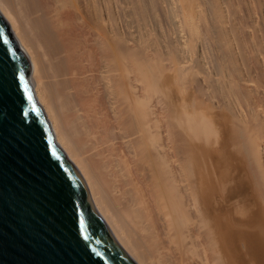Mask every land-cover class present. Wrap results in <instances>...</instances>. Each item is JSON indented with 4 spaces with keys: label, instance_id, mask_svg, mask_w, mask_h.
<instances>
[{
    "label": "bare ground",
    "instance_id": "obj_1",
    "mask_svg": "<svg viewBox=\"0 0 264 264\" xmlns=\"http://www.w3.org/2000/svg\"><path fill=\"white\" fill-rule=\"evenodd\" d=\"M0 15L135 264H264V0H0Z\"/></svg>",
    "mask_w": 264,
    "mask_h": 264
},
{
    "label": "water",
    "instance_id": "obj_2",
    "mask_svg": "<svg viewBox=\"0 0 264 264\" xmlns=\"http://www.w3.org/2000/svg\"><path fill=\"white\" fill-rule=\"evenodd\" d=\"M0 15V264H135L54 140Z\"/></svg>",
    "mask_w": 264,
    "mask_h": 264
}]
</instances>
